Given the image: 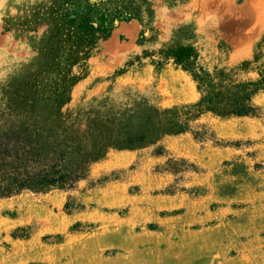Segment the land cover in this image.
Segmentation results:
<instances>
[{
  "label": "rangeland",
  "instance_id": "rangeland-1",
  "mask_svg": "<svg viewBox=\"0 0 264 264\" xmlns=\"http://www.w3.org/2000/svg\"><path fill=\"white\" fill-rule=\"evenodd\" d=\"M64 1L0 0V131L51 124L45 98L63 74L49 37ZM84 1L134 15L73 66L62 121L128 123L146 104L184 117L200 90L161 49L191 47L228 87L264 65V0ZM252 98L255 114L190 122L211 139L185 131L110 148L75 188L0 198V264H264V90Z\"/></svg>",
  "mask_w": 264,
  "mask_h": 264
},
{
  "label": "trees",
  "instance_id": "trees-1",
  "mask_svg": "<svg viewBox=\"0 0 264 264\" xmlns=\"http://www.w3.org/2000/svg\"><path fill=\"white\" fill-rule=\"evenodd\" d=\"M61 9L60 24L49 37L56 43L54 50L60 51L63 74L54 83L52 97L45 98V109L49 110L45 119H50L51 124L22 120L15 127L0 131V198L27 190L75 188L88 175L89 164L103 158L110 148L144 147L156 143L166 133L185 131L196 139L208 140L214 137L208 128L190 125L200 114L233 117L255 114L259 109L252 97L264 90V65L258 69V77L228 87L223 78L216 81L197 65V53L191 47L179 46L161 49L160 54L162 59L172 58L197 82L201 96L184 106V117L177 107L146 104L135 107L136 118L128 123L99 115L89 116L85 124L58 119L59 108L69 101L70 86L77 80L72 74L73 66L90 54L97 39L106 36L115 21L134 15L100 10L84 0H65ZM156 61L161 64V60Z\"/></svg>",
  "mask_w": 264,
  "mask_h": 264
}]
</instances>
